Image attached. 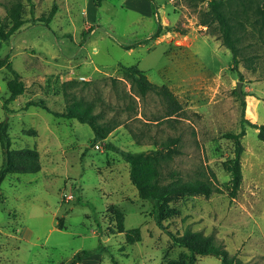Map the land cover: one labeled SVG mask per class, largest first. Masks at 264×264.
Returning a JSON list of instances; mask_svg holds the SVG:
<instances>
[{"label":"rangeland","instance_id":"rangeland-1","mask_svg":"<svg viewBox=\"0 0 264 264\" xmlns=\"http://www.w3.org/2000/svg\"><path fill=\"white\" fill-rule=\"evenodd\" d=\"M154 2L156 14L148 0H0L4 30L13 23L12 13L24 20L9 39L0 40V57L8 55L25 85L9 103L13 111L5 112L13 76L0 67V122L7 120L9 147L37 149L41 165L32 173H8L0 182V264H113L112 257L116 264H190L188 249L172 244L154 223L152 204L138 196L127 162L100 141L92 143L88 124L24 107L40 98L50 110L63 111L62 83L70 80L76 82L67 90L121 122L105 141L137 151L178 136L181 152L163 162V175L210 179L222 188L208 196H172L164 220L169 230L212 234L242 264H264V141L245 123L243 178L230 199L226 165L233 140L224 136L239 131L240 94L245 118L264 124V32L254 22L255 0L246 1V14L238 3L231 6L242 21L237 66L214 24L202 23L206 0ZM54 6L48 25L38 20ZM158 23L157 37L123 47L150 36ZM247 55H255L251 68L243 59ZM119 64L136 65L150 81L167 85L181 104L179 114L163 118L165 106L152 93L133 99ZM2 160L0 142V165ZM131 228L139 229V240L127 241ZM82 249L92 253L70 263ZM193 264L222 263L196 254Z\"/></svg>","mask_w":264,"mask_h":264},{"label":"trees","instance_id":"trees-1","mask_svg":"<svg viewBox=\"0 0 264 264\" xmlns=\"http://www.w3.org/2000/svg\"><path fill=\"white\" fill-rule=\"evenodd\" d=\"M31 4V0H27ZM151 5L153 14H156L157 6L154 0H148ZM247 0H206L207 9L203 12L202 23L205 25L214 24V28L218 31L221 43L228 48L232 54V62L234 66L239 63V45L241 35L239 29L242 27V21L239 18V11L231 8L232 3L242 6L241 13L246 14L245 8ZM255 16L254 22L259 24L258 31L264 32V0H255L252 7ZM55 13V6L49 10L46 16H41L38 20L48 25ZM13 23L4 30L0 23V40H7L16 30L19 29L24 20L19 18V13L11 14ZM237 16V17H236ZM161 26L157 25L155 31L143 39L135 40L129 44L123 45L124 48H132L139 43H145L159 35ZM244 62L247 68H251L255 55L244 56ZM0 67H5L11 72L12 78L8 81V96L3 100L2 108L5 112H11L9 103L16 97L21 95L25 90V85L20 79L16 70L12 67L8 55L0 57ZM121 76L129 82L130 94L133 99L138 96L139 99H145L148 94L157 95L163 102L165 109L163 118L173 119L179 114L181 104L175 94L165 84H156L150 81L144 71L136 65L119 64ZM112 83L115 78H111ZM76 80L65 81L62 83V91L65 99L63 111H52L40 98L30 99L25 102L24 107L38 106L55 116L65 118H75L81 123L89 125L92 131L91 142L100 141L102 146L107 150L116 152L129 165V177L137 190L140 198L146 199L152 204V216L154 223L169 236L172 244L185 247L190 253L189 263L193 264L195 255H213L221 260L222 264H242L236 255L230 254L227 249L216 242L212 234H202L199 230H193L186 227L182 232H173L168 229L164 220L168 213V202L174 195L182 194H203L210 195L213 192H222V188L215 184L212 180L195 178L192 180H184L176 172H168L163 175V162L171 160L174 155L181 152L176 143L179 141L178 136H170L162 141L155 149L130 151L122 149L112 142L105 141L108 134L119 124L116 118H107L105 109L101 108L95 111L96 103L88 101L82 97H77L73 92L67 90V86L75 83ZM242 96V97H241ZM102 103L107 104L102 100ZM240 121L239 131H228L224 134L226 138L233 140V156L227 160L226 169L230 172V191L228 197L233 199L236 197L242 182V171L240 156L243 151L241 137L245 134V123L257 129V137L264 141V124L251 122L244 116L245 100L243 94H240ZM128 107V106H126ZM8 123L4 119L0 122V142L3 147V160L0 165V182L8 173H32L40 169L39 152L33 147L10 148V136L7 132ZM122 230L120 225V231ZM126 239L128 242H134L140 239L139 229L131 228L126 230ZM104 249V247H102ZM92 253V250L82 249L75 252L70 263H77L85 259ZM112 263L116 264L112 257ZM168 264H187L185 260H171Z\"/></svg>","mask_w":264,"mask_h":264},{"label":"water","instance_id":"water-1","mask_svg":"<svg viewBox=\"0 0 264 264\" xmlns=\"http://www.w3.org/2000/svg\"><path fill=\"white\" fill-rule=\"evenodd\" d=\"M237 87H238V91H239V84H237Z\"/></svg>","mask_w":264,"mask_h":264}]
</instances>
